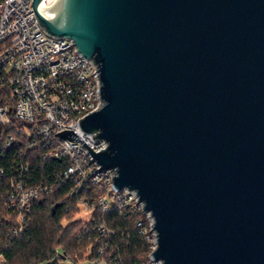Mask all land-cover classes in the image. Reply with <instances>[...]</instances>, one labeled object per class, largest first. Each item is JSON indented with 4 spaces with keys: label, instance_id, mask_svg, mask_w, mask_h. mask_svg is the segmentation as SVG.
<instances>
[{
    "label": "water",
    "instance_id": "obj_1",
    "mask_svg": "<svg viewBox=\"0 0 264 264\" xmlns=\"http://www.w3.org/2000/svg\"><path fill=\"white\" fill-rule=\"evenodd\" d=\"M49 35L97 63L73 130L153 216L163 264H264V0H54ZM96 131V134H93Z\"/></svg>",
    "mask_w": 264,
    "mask_h": 264
},
{
    "label": "built area",
    "instance_id": "obj_2",
    "mask_svg": "<svg viewBox=\"0 0 264 264\" xmlns=\"http://www.w3.org/2000/svg\"><path fill=\"white\" fill-rule=\"evenodd\" d=\"M32 1L0 0V85L8 89L6 96L0 92V126L12 117L20 122L4 147H38L43 158L56 159L63 166L38 184L26 179L28 163L23 169H15L6 198L7 207L17 217L14 232L20 233L26 226L32 202L39 194L66 181L73 183L72 191L76 192H88L97 185L102 194L93 200L81 198L90 215L94 210L104 214L113 205L123 216L140 212L136 225L148 244L146 264H163L153 255L157 246L153 216L143 209L144 202L137 200L135 189L115 188L110 168L97 169L99 165L82 142L55 134L64 128L73 129L95 152L107 146L104 138L95 142L78 123L102 104L99 71L97 63L83 56L70 38L49 35L41 28ZM53 2L41 0L44 5ZM99 232L109 234L105 227Z\"/></svg>",
    "mask_w": 264,
    "mask_h": 264
},
{
    "label": "trees",
    "instance_id": "obj_3",
    "mask_svg": "<svg viewBox=\"0 0 264 264\" xmlns=\"http://www.w3.org/2000/svg\"><path fill=\"white\" fill-rule=\"evenodd\" d=\"M0 92L6 96L8 89L0 85ZM18 124L12 117L0 126V264H56L61 260L77 263L86 259L92 264H146L148 244L136 225L140 212L123 216L113 205L104 214L92 211L86 221L78 217L82 197L93 200L102 194L97 185L88 192H76L72 191L73 183L66 181L39 194L32 202L26 226L20 233L14 232L17 217L7 207L6 198L15 169H23L28 163L26 179L38 184L63 166L56 159L43 158L38 147H4ZM102 227L109 234L102 236Z\"/></svg>",
    "mask_w": 264,
    "mask_h": 264
},
{
    "label": "rangeland",
    "instance_id": "obj_4",
    "mask_svg": "<svg viewBox=\"0 0 264 264\" xmlns=\"http://www.w3.org/2000/svg\"><path fill=\"white\" fill-rule=\"evenodd\" d=\"M78 217L82 218L85 221L90 218V211L87 209L84 203H81V211L78 214ZM56 264H92V263H90V261L86 259L84 261H80L77 263H73L69 260H61L59 263H56Z\"/></svg>",
    "mask_w": 264,
    "mask_h": 264
}]
</instances>
